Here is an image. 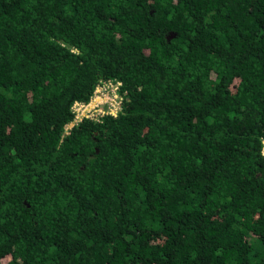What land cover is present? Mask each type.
Returning a JSON list of instances; mask_svg holds the SVG:
<instances>
[{
	"label": "trees",
	"instance_id": "obj_1",
	"mask_svg": "<svg viewBox=\"0 0 264 264\" xmlns=\"http://www.w3.org/2000/svg\"><path fill=\"white\" fill-rule=\"evenodd\" d=\"M263 143L264 0H0V264H264Z\"/></svg>",
	"mask_w": 264,
	"mask_h": 264
},
{
	"label": "built area",
	"instance_id": "obj_2",
	"mask_svg": "<svg viewBox=\"0 0 264 264\" xmlns=\"http://www.w3.org/2000/svg\"><path fill=\"white\" fill-rule=\"evenodd\" d=\"M120 87L121 84L119 82H103L96 87L88 104L75 103L71 109L74 119L67 126L66 131L83 119L98 122L106 116L116 117L121 110L122 104V96L119 93ZM262 155L264 157V143Z\"/></svg>",
	"mask_w": 264,
	"mask_h": 264
}]
</instances>
